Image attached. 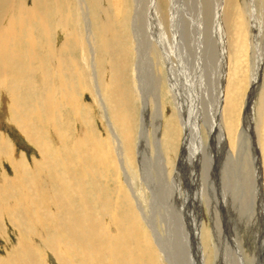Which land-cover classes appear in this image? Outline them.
I'll use <instances>...</instances> for the list:
<instances>
[{
    "label": "bare ground",
    "instance_id": "1",
    "mask_svg": "<svg viewBox=\"0 0 264 264\" xmlns=\"http://www.w3.org/2000/svg\"><path fill=\"white\" fill-rule=\"evenodd\" d=\"M25 1L26 0H0V98L3 103V112L1 111L0 113V123H6L8 120L6 117L7 114H5V109L7 108L9 97L14 96V100L18 95L22 94V91L25 90V88L28 89V78L34 77L33 79H35L37 76L40 78L38 80H42V83L45 84L44 82L46 80L50 83L52 76L53 80L57 78V81L55 82V85H52L53 88H51L50 85L49 90L51 91H47V103L50 102L51 92L52 94L54 92V95H56V93L59 94L60 99H64L65 102L69 96V98L72 99V102L76 103L75 99L78 98L75 96L77 92H75L74 88L77 87L78 92L82 93V91L85 90L84 88H87L88 86L89 91H91L92 94V106L96 113L95 116L99 123H101V126L104 127L105 125L104 128H106L104 135L101 133L97 134L95 127H93L90 122L88 124L89 118L91 120V114L89 117V112L88 110H85L86 108L80 109L77 107L79 112H76L75 120L77 119V121H79L80 127L77 130L72 131L73 135H70V140H72L73 138L71 137H74L75 134L72 148V156L74 158V160H72L75 162V166L72 165L70 170L71 173L66 172L69 180L67 183L70 182V186H67L68 184L65 182L66 179L63 181H61V179L59 180L61 184L59 192L60 195L62 194L61 202L69 204L62 208L56 204L57 201L54 202L53 206H55V212H58L59 215L55 216L54 214L56 213H54L53 216L56 217L55 222L58 224L73 225L74 227H72V229L75 230L73 232H68L66 227H62L64 229L61 232L58 230V233L55 235H61V239L63 240L70 239L69 244L77 243L80 249L78 250L79 252L72 254L69 252L70 248L65 247V245L62 246V241L56 238V242L59 243L57 245V257L60 258V255H62L63 259L61 258V260L64 261H62V263L60 262V264H65V261L69 260L71 255L76 257V259L79 256L82 264H100V257H104L101 264H106V262L107 264H177L174 258L175 256L177 259L179 256L181 257L180 260L178 259L179 263H181L183 251L186 249L185 245H182V248L178 250L174 257L173 255L169 256L167 250L168 241L171 242L172 240L170 236L168 237L166 228L168 225L167 220L171 221L172 219L168 214V211L169 209L172 211V208L176 209L174 200L172 202L169 198L170 195H172L174 188L180 189V192L177 193L178 199H180L185 190H187V185H191V181H193V186H191V188H194L196 193L195 199L198 200L197 205L201 208V215L204 218L203 209L204 211L207 209L209 214H213L212 211L214 210L217 222L213 224L216 227L218 223L220 227V217L216 211L217 207L212 206L215 205V201H212V199L209 200L208 198L210 195L207 191V182H205L208 172H206L207 165L202 151H198V148H196V146L204 147V130L198 126L196 122L194 123L192 119L194 115L196 116V114L193 115L192 110L194 101H192V99H194L195 96L193 91H198L197 87L199 81L202 79V70L200 69V73L197 69L198 65L196 64V56L198 58L200 57L198 61L203 57L205 58L206 50L208 48V44L206 43L207 35L205 37L206 41L203 40L204 42L203 45H201V49L196 48L191 50L189 48L190 46L188 47L186 36L184 35L185 37H182L181 32L185 30L186 25L190 28L188 20L190 18L185 16L188 11L186 10V7L185 10L183 7L182 11L177 9V3L181 2L180 0H149L151 6L154 3L153 7L157 8L156 16L159 20L158 23H167L166 26L168 27H166L167 30L164 31L165 33L159 26H157V30L152 28L155 32L151 30V33H149L150 30H144L143 27L145 23H143L144 14L141 10V0H29L31 3L30 7L26 5ZM217 1L218 10L215 15L217 24H215L218 28L215 38L217 40L219 39V44L218 41H216L218 49L214 46V51L217 52L220 49L225 50L224 57L227 60L226 63L224 62L220 64V61L219 63L217 61V57L214 59L218 66L216 82L219 80L222 81L220 77H217V74L218 72H223V68V77L226 76V79L222 81L225 90H220V102L216 100L217 103L219 102L217 104V120L220 123L219 126L221 128V130H219L221 131L220 140L221 138H224L228 146L225 165L226 168L227 166L229 167V172L227 178L222 180V184L224 190L227 188L230 197L236 199V189H234L235 193L232 190L235 186L234 184L232 185L233 175H230L233 167L231 163L244 162V166L242 167L244 172L242 185L249 189L251 184V177L249 175L250 171L248 172V170H252V164H250L251 159H249L250 157L247 155L248 152H246L248 141L246 138L242 137L245 129L240 130V107L243 102L242 100L245 97V92L244 94L242 92L245 87H241V85L243 81H245L243 80L245 77L241 75L242 62H238V57L242 56V53L245 52L244 47L246 42L249 43V47L254 43V33H252L253 27H251L253 23L251 24L250 21L253 16L250 14V9L248 10L246 7L247 4H245L244 0ZM201 3H205L204 0ZM261 3L262 6L259 9L264 13V0H261ZM90 5H92V8ZM146 5L148 4L146 3ZM199 6H201V4ZM201 7L203 8V6ZM85 10L88 11L85 12ZM189 15L191 16V14ZM81 17L84 18L88 25L86 37L83 36L80 28L78 33L73 34L74 31L72 28H75L76 30V28L82 26ZM57 28L63 29L65 33L70 34L66 40L67 44L62 47L60 51L54 47L55 44L52 38ZM220 29L221 32H219ZM174 32L176 34L179 32L180 36L178 35V37H175ZM255 33L258 32L255 31ZM146 36H149L151 41H153L152 45L149 46L150 49L147 50L148 52H145V46L148 45L146 42ZM171 36L173 39H171ZM69 41L70 44L73 42L72 46L74 51V53L70 54H77L80 57L77 61L78 64H75L76 61L73 60L72 55L70 57L67 54L70 50L72 52V46L69 47ZM85 46L89 47V53H87L90 55L89 60L87 58ZM219 46L221 47L219 48ZM258 50L260 53V49ZM255 52L256 50L254 49L252 54L253 61L251 63L253 64V68H256V61L253 58ZM66 60L67 63H69V68H65L64 63ZM221 60L223 61V57H221ZM87 61H91L90 67L89 63H86ZM105 63H107V71L104 68ZM79 64L83 69L85 68L84 72L87 74L86 76L83 74L81 67L79 68L76 66ZM223 64H225L224 67ZM145 66L149 69V73L153 75L152 78L156 79V74L154 72L159 71L161 74V78L158 79L157 82H153V85L150 86L151 92L148 91V84L145 83ZM202 66L203 68L206 67H204V65ZM212 66L214 67V65ZM215 70L217 69L215 68ZM255 70L253 76H255ZM128 73L131 75V78H134L136 81L134 93L135 96H137L136 107L139 108V104H141V127L137 134L127 132L126 134L123 133L121 135V133L117 132L113 124L112 118H115V114L112 112L113 116L111 117L107 110V108L111 109V105L103 96L102 87L104 91L108 89L105 88L103 84L108 77H125ZM252 73L253 72H251V74ZM213 74L215 73L213 72ZM38 80L35 79V81ZM35 81H33V83ZM56 83H59V85L56 86ZM245 84L246 82L244 85ZM246 85H250V79L247 80ZM251 85L253 86V84ZM219 87H221L220 84ZM79 88H83L84 90L80 91ZM70 92L71 94H69ZM124 93L121 95L122 105L125 109L123 112L126 113L123 116L126 119H129L128 116L130 117L132 113L130 99L133 100V98L126 88ZM54 95L53 97L55 98L56 96ZM78 95H80V93ZM59 102L60 101H58V105H50L51 108H53L52 106H57L58 108L60 104L62 105L64 103ZM263 102L264 95L262 96V94H259L252 105L256 112L255 137L257 142L255 143V150L257 149V151L259 150L261 152V159L256 162L258 166V172L256 171V174H259L258 185L262 190L261 193L259 191L260 196L264 195ZM11 107L13 108V105H11ZM165 107H168L173 112V115L170 111L171 115L169 117L165 116ZM20 110H22V108ZM13 117L14 114L9 116L11 121H8L13 123L14 126L18 127L20 130L21 127L19 126L21 124L18 125L16 121L17 119ZM81 117L87 124L85 126L86 128L83 127V123L80 120ZM152 117L154 118L153 120H158L155 128L156 130H149L152 127L148 128L147 126V118L149 119ZM25 131L27 132L26 129ZM29 133L33 132L30 131ZM157 134H160L159 138L156 136ZM31 135L28 134V139L32 137ZM60 137V141L66 147L67 142L65 136L61 135ZM80 137L82 139L81 141L79 140ZM177 141L178 143H176ZM69 145L72 146L71 141L69 142ZM146 147H148L146 151L148 154L145 155L143 153ZM152 150H154V152H152ZM67 151L70 152L71 150L69 151L67 148ZM178 151H180V153H178ZM154 156H156V170L151 166ZM245 156H247L248 163L244 161ZM72 160L71 157L69 161H66V159L65 161L63 160V167L66 168L67 163ZM137 161L139 166L135 164ZM42 162H45V159H43ZM69 168L70 167H68V170ZM157 174L161 178L158 179L156 176ZM102 176L104 179L103 186L102 180L100 179ZM185 178L186 181L184 180ZM82 181H85L86 183L87 181L91 182L90 185L88 184V186L91 187L90 191H99V197H97V194L90 192L93 197V200L91 201L92 204L86 201V191L88 190L83 189L84 185L81 184ZM153 181L158 185L157 187L160 188V201L162 205H166V209L155 208L150 204L151 200L154 199L151 189L155 188V186L150 187V189L148 184L153 186ZM227 181H229L230 184H228ZM72 188L76 193H72ZM75 194L76 197L72 202L71 200ZM161 195H163L162 198ZM51 198L52 197H50V199ZM84 199L85 201H83ZM52 200H54V198H52ZM76 200L78 207L76 208L75 206L71 209V205L75 204ZM78 203H80L81 206ZM234 208H237L236 205H234ZM47 210L48 209H46V211ZM40 211H43V209ZM78 212L83 213L80 214ZM259 213L263 212L259 210ZM157 215L161 217V220L156 218ZM44 220L46 221L45 218ZM164 221L166 222L165 224ZM197 224L198 222L195 224L194 221V230L196 232L198 230ZM89 226H93L92 228H94V226L96 228L97 226H101L103 227V232L100 233L98 228L96 230L95 228H90L91 230L89 229V232L83 231L84 227L87 229ZM79 227H81L82 231H80ZM215 227L213 226L214 230H216ZM199 231H201V237L198 238V243L196 240L194 243L198 246V251L195 247L198 256H200L205 249L206 243L209 239L212 238L213 240L215 235V232L208 231L205 226L201 228V230L199 229ZM260 239L257 243L262 242ZM199 246H202L203 249H199ZM88 247L89 249H86ZM90 247H92V249ZM220 247L218 248L215 245L214 250H216V258L214 259V264L218 263L217 259L220 258ZM251 253L249 259H252L253 261L254 253L252 251ZM118 258L119 260L117 261Z\"/></svg>",
    "mask_w": 264,
    "mask_h": 264
},
{
    "label": "rangeland",
    "instance_id": "2",
    "mask_svg": "<svg viewBox=\"0 0 264 264\" xmlns=\"http://www.w3.org/2000/svg\"><path fill=\"white\" fill-rule=\"evenodd\" d=\"M147 1L149 0H141V10H142V13L144 14L143 23H145L143 27L144 30L145 29L150 30L149 33H151V30L155 32V30H157L156 28H158L157 26H159L161 29H163V32L166 31L167 30L166 27H168L166 26L167 23L165 22L158 23L159 20L156 16L157 8L153 7L154 3L151 6V2L150 1L147 2ZM180 1L181 2L184 1V2L183 3L178 2L177 3L178 6H176L177 9H180V11H182V8L184 7V10H185V7H186V10L188 11L185 14V16L186 17L188 16L187 18H190L188 19L190 23V28L186 25L185 30L182 31L183 34L181 32L182 37L186 36V43L188 47L190 46L189 48L191 50H194L196 48L201 49L202 48L201 45H203V42L206 41L205 37L207 35L206 43L208 44V48L206 50L205 58L203 57L201 58L200 61H198L200 57L198 58L196 56V64L198 65L197 69L200 73H201L200 69L202 70V73H201L202 79L199 81V85L197 87L198 93L196 91H193V94L195 96H194V99H192V101L194 100L192 110H193V115L196 114V116L194 115L192 119L194 123L196 122L197 125L200 126L204 130L203 131L204 132L203 141H205L203 142L204 147L202 148L200 146L199 147L196 146V148H198V151H202L206 165H207L206 172L207 171L208 172H207L205 182H207V185H208V187L206 186L207 191L209 195L211 196V198L210 196L208 198L209 200L212 199V201H215V205H212V206L217 207L216 211L220 217V227L218 223L216 227L214 225L217 222L215 219L214 210L212 211V213L214 214L213 215L211 213L209 214V211H207V209L205 211L203 209L204 218L201 215V208L197 205L198 200L195 199L196 193L194 191V188L193 189L191 188V186H193V181H191V185L189 184L187 185V190H185L184 193L182 192L183 196L180 199H178V194H177L180 192V189L174 188L173 193L172 195H170L169 198H170V201L172 202L174 200L176 209L172 208V211L171 209H169L168 214L170 215V217H172L173 220L172 219L171 221L167 220L168 225L166 226L167 235L168 237L170 236V238H172L171 242L168 241V244H167L168 255L169 256L173 255L174 257V255L178 252V250L182 248V245H185L186 249H184L183 251V255H182L183 258L181 259V263H179V260L181 258L180 256L178 258L179 260L177 259L176 256L174 257L177 264H185V263L186 264H214L215 262L214 259L216 258V254H215L216 250L214 249L216 245V247L218 248L221 246L220 247L221 251L219 252L220 258L217 259L218 263H215V264H264V239H263L264 237V195L260 196V193L262 192V190L260 189L258 185L259 174H256L258 172L257 171L258 166L256 162L261 159V156H260L261 152L259 150L258 152L257 149L255 150L256 148L255 143L257 142V139L255 137L256 112H255V109H253L252 107L258 95L259 94H262V96L264 95V92H263L264 91V50H263L264 49V35H263L264 34V28H263L264 23H262L264 22V13L261 12V10L259 9L262 6V3H261V0H244L245 4H247L246 7L248 8V10L250 9L249 10L250 14L253 16L251 17L250 21H251V24L253 23L252 25H254V26L251 25V27H253L252 33H254L253 34L254 43L249 47V43L246 42V45L244 47L245 52L242 53V56L238 57L239 59L238 62L240 61L242 62L241 75L245 77L243 78V80L245 81H243L241 85V87L243 86L245 87L242 90L243 94L245 92V95H244L245 97L243 98L242 100L243 102L240 107V111H241L240 130L245 129L243 132L245 136L242 135V137L246 138L248 141V145H247L248 147H246V152H248L247 155L250 157L249 159H251L250 164H252L251 165L252 170H248V172L250 171L249 175L251 177L250 178L251 184H250L249 189H247L245 186L242 185L243 177H244V172L242 170V167L244 166V162L231 163L233 167L231 169L232 172L230 173V175H233L232 185L234 184L235 186V188L233 187L232 190L234 192V189H236L235 191L237 192L235 195L236 199L234 198L235 199L234 200L230 197V194H228L227 188L225 190L223 189L224 186L222 184V180L227 178V175L229 172V167L227 166L226 168V165H225L227 154H228V146L224 138H221L220 140L221 131L219 130H221V128L219 126L220 123L217 120L218 119L217 104L220 102L219 98L221 97L222 89L223 91L225 90L224 85H222V81L226 79V76L223 77V73H224L223 67L225 65L223 64V67H222L223 72L220 71L221 73L218 72L217 74V77L218 78L220 77L222 81L219 80L216 82V72L218 71V66L216 64V60L214 59L217 57V61L218 63L220 61V64L224 62L226 63L227 60L224 57L225 50L220 49L217 52L214 51L215 50L214 46L215 48L217 47L216 41L219 40L215 38L216 31L218 28L216 25L217 21L215 19V15L218 10L217 9L218 1L217 0H210V1L204 0L205 3H201L203 2V0L201 1L198 0V2L197 0H180ZM25 2L28 7L31 6V3L29 0H26ZM208 2H211V3H208ZM146 3L148 5H146ZM199 3L201 4V6H203V8L199 6L200 5ZM193 4L195 5V7ZM190 5H191V8H190ZM90 7L92 8V5H90ZM87 11L88 10H85V12ZM189 14H191V16ZM81 18L83 19V20L81 19L82 26L76 28V30L75 28H72L74 31L73 34H76L81 30L83 36L86 37L87 31H88V27H87L88 25H87V22L84 20V18L83 17ZM207 21L209 24L207 23ZM210 26L212 29L210 28ZM152 28H155V30ZM207 28L209 29V31ZM255 31L258 33H255ZM219 32H221V29L219 30ZM178 35L180 36L179 32L177 34L175 33V37H178ZM69 36L70 34L65 33L63 29L57 28L56 32L52 36L54 40V44H55L54 47L56 49H59L60 51V49L67 44L66 40L68 39ZM171 39H173L172 36H171ZM146 42L148 45L145 46L146 47L145 52H148L147 50L150 49L149 46L152 45L153 41H151V38L149 36H146ZM218 44H219V41H218ZM72 45H73V42L70 44V41H69V47H71ZM88 46H85L86 54L89 53ZM220 47L221 46H219V48ZM257 48L260 49V53ZM71 49H72V52L70 50V52L67 54L70 57L72 55L73 60L76 61L75 64L76 63L78 64L77 61L79 60L80 57L77 54H70V53H74L73 46L71 47ZM254 49L256 50V52L254 53L253 58L256 61V68H253L252 67L253 64H251L253 61L252 54L254 52ZM220 56L223 57V61L221 60ZM87 58L89 60L90 55L87 54ZM86 63L87 64L89 63V67H90L91 61L90 62L87 61ZM64 64H65V68L66 67L69 68V63H67V60ZM81 65L79 64L76 66L80 68ZM202 65H204V67L206 66L207 68L206 67L203 68ZM212 65H214V67ZM106 66H107V63H105V67H104L105 70L107 71ZM215 68L217 70H215ZM81 69L83 71V74H85L84 72L85 68L83 69L81 67ZM254 70H255V76H253ZM213 72L215 74H213ZM251 72L253 73L251 74ZM144 73L146 74L145 83L148 84L147 89L149 92H151L150 86L153 85V82H157L158 79L161 78L160 77L161 74L159 73V71L154 72L156 74V76L154 74V76L156 77V79H154L152 78L153 75L149 73V69H147V67L144 69ZM86 75L87 74H85V76ZM27 77H28V74H27ZM33 78L34 77L28 78V89L25 88V90L22 91V94L18 95L19 97L17 96V98H15L14 100H13L14 96L9 97V102H7V108L5 109V114H7L6 117L8 118V120L11 121L9 116L14 114L13 118L17 119L16 121L18 125L21 124L19 126L21 127V129L19 130L18 127L14 126V124L10 123V121L8 120L6 123L4 122H2L3 124L0 123V264H42V263L43 264H60V262L62 263L63 260H61L62 255H60L61 257L59 256L60 258L57 257L58 255L57 245L59 243L56 242V238L62 241L61 242L62 246L65 245V247H69L70 251L69 250L68 251L71 252L72 254L75 252H79L78 250L80 248L78 247L77 243L75 244L71 243L72 245L71 246L69 244L70 239L63 240L61 239V235L57 234L59 237L55 235L56 233H58L57 232L58 230L61 232L64 229L62 227H66L68 232L69 231L73 232L75 230L72 229V227H74L73 225H64V224H58L57 222H55L56 220L55 216L56 215L58 216L59 214L58 212H55L56 209H55V206H53V203L56 201H57L56 204L58 206H61L62 208L69 204V203L61 202L62 194L60 195V192H59L60 187H61L59 180L61 179V181H63L66 179L65 182L67 183L69 181L67 173L70 172L72 165L75 166V162L73 161L74 158L72 156L73 154L72 148L74 144L75 134H74V137H71L73 138L72 140H70V135L71 134L73 135L72 131L77 130L80 127L79 121H77V119L75 120V115H76V112L78 111L77 107L80 109L86 108L85 110H88L89 117L91 114L92 121L89 118L88 124L90 122V124L93 125V127H95L97 134L101 133L104 135L106 132L105 130L106 128H104L105 125L104 127H102L101 123H99L98 119L95 116L96 113L94 112V109L92 106V102H93L92 96H91L92 94H91V91H89L88 86L87 88H84L85 90L83 88H79L80 91L84 90L82 91V93L78 92L77 87L74 88L75 92H77L75 96L78 98V99H75L76 103H73L72 99H70L69 96L66 99V102H67L66 103L64 99H62L63 101L60 99L59 94L56 93V95H54V92L53 94L52 92L50 93V100H49L50 102L47 103V91H51L49 90L50 85H51V88H53L52 85H55L57 78L53 80V77L51 76L50 83L47 82V80L46 81L44 80L45 84L42 83L43 82L42 80L41 81L38 80L40 79L39 77L36 76L35 78L38 81H35V79ZM246 78L247 80L250 79L249 86L246 85L247 84ZM33 81L35 82L33 83ZM245 82L246 84L244 85ZM103 84L105 88H108V89L104 91L102 87V94L105 97V99L110 102L111 109L107 108V110L110 113L111 117L113 116V113L115 114V118H112V120H113V124L117 132L121 133V135L123 133L126 134L127 132H130L132 134H137V132L139 131L141 127L140 126V120H141L140 114L142 113V111H141V104H139L140 106L139 108L136 107L137 106V96H135V93H134L135 88H136L135 79L131 78V75L128 73L125 77H117V78L108 77V79H106ZM219 84L221 87H219ZM251 84H253V86ZM57 85H59V83L58 84L56 83V86ZM125 88L127 89L128 93L133 98V100L130 99L132 113L130 117L127 115L129 119H126L123 116L126 113L123 112L125 109L121 101V95L122 93H124ZM43 89L44 90L46 89L44 93H43L44 91ZM79 93L80 95H78ZM69 94H71V92ZM53 95L56 97L54 98ZM78 96H80L81 98ZM223 98H224V95H223ZM216 100H218L219 102L217 103ZM58 101H60L59 103H63V102L64 103L62 105L60 104L58 108L57 106H52L53 108H51L50 105H54V104L58 105ZM11 105H13V108L11 107ZM2 107H3V103L0 98V113L3 110ZM21 108L22 110H20ZM164 110L166 112L165 116L169 117L172 111L168 107H165ZM108 112L106 111V113L109 115ZM172 115H173V112H172ZM153 119L154 118L152 117L149 119L147 118L148 121L146 120L148 122L147 123L148 128L152 127L149 130H153V129L156 130L155 128L157 126L158 120H153ZM80 120L83 123V127L86 128L85 126L87 124L84 122L82 117L80 118ZM25 129L27 130V132L25 131ZM30 131L33 133H29ZM28 134L30 135L32 134L31 135L32 137L29 139H28ZM57 134L59 137L57 136ZM61 135L65 136L66 138V142H67V143L65 142L67 145L66 147L60 141ZM156 136L159 138L160 134H157ZM54 139L57 141H55ZM79 140L80 141L82 140L81 137ZM70 141H71L72 146L69 145ZM176 143H178V141ZM67 148L69 151L71 150L70 152L72 153L68 152ZM147 148L148 147L144 149L143 154L145 155L148 154L146 152ZM65 149L67 152L65 151ZM152 152H154V150H152ZM178 153H180V151H178ZM66 154H67V157H66ZM145 155H144V159H145ZM70 157H71V160L73 159L72 161L69 162L71 164L67 163V167L64 168L63 162L65 161V159L66 161H69ZM154 157H153V162L151 163V166L152 168H154V170H156V166H155L156 156ZM43 159H45V162H42ZM244 161L245 162L248 161L247 156L244 157ZM135 164L139 166L138 161ZM177 164H178V161H177ZM68 167H70L69 170H68ZM156 176L158 179L161 178L159 177L158 174ZM100 179L102 180V186H103L104 184L103 176ZM253 179L254 180L256 179V180L254 181ZM184 180L186 181V178ZM84 182L85 181H82L81 183L82 185H84L83 189L88 190L86 191L87 199L86 198L85 199L86 201H88V203L92 204L91 201L93 200V197L90 192H93L98 195L99 191L97 192L90 191L91 187L88 186V184L90 185L91 182L89 181H87V183L86 182L84 183ZM227 182L228 184H230L229 181ZM67 184H68L67 186H70V182ZM8 185H9V188H8ZM148 186L149 188L155 186V188L153 189L150 188L154 196V199L151 200L150 204L154 206L155 208L158 207V208L166 209V205L163 204L164 205L163 206L161 204V201H160L161 199L159 195L160 188L157 187L158 185H156L155 182L153 181V186L151 184L150 185L148 184ZM71 191L73 194L76 193L74 189ZM218 193L220 197L218 196ZM162 196L163 195H161V198ZM50 197L54 198V200H52V198L50 199ZM75 197H76V194L73 196L71 200L72 202L74 201ZM97 197H99V195ZM85 199L83 201H85ZM78 204L80 205V203ZM234 205H236L237 207L236 209L238 210V212L234 208ZM71 206H70L71 209L75 206L77 208L78 207L77 200L75 201V204H72ZM41 209H43V211H40ZM46 209L48 210L46 211ZM259 210L263 213H259ZM228 211H229V215H228ZM53 214L55 216H53ZM258 214H261V215H258ZM44 218L46 219L47 222L44 220ZM156 218H158V220H161V217L159 215H157ZM48 219L49 221L50 220L52 221L49 222ZM194 221H195V224L196 222H198L197 232L194 230ZM165 223L166 222L164 221V224ZM204 226L208 229V231L210 230L212 232H215V235H214L213 240L210 237L211 239H209L208 241L209 243L208 242L206 243L205 249L202 251L200 256H198V252H197L198 246L195 245L194 243H195V240L198 243V238L201 237L200 235L201 231H199V229L201 230V228H203ZM213 226L216 228V230H214ZM92 227L89 226V228L87 229H85L84 227L83 231L89 232L90 228L91 229L95 228V230L98 228L100 230V233L103 232V229H102L103 227L101 226H97V228L95 226L94 228ZM79 229L80 231H82L81 227H79ZM168 229L170 230V232ZM256 235L258 238L256 237ZM260 238L263 240H261ZM259 239L260 241H262L261 243H257L259 242ZM195 247L197 248V251ZM90 248L92 249V247ZM201 248L202 246H199V249ZM86 249H89V247ZM251 251L254 253L253 261L252 259L251 260L249 259V257L252 254ZM70 257H71L70 259L72 260L69 259L65 261V264H78V263L82 264V262L79 259V256L77 257V259L76 257L72 255ZM99 259H100V264H101L103 262L104 257L103 258L100 257ZM118 260L119 258L117 259V261Z\"/></svg>",
    "mask_w": 264,
    "mask_h": 264
},
{
    "label": "water",
    "instance_id": "3",
    "mask_svg": "<svg viewBox=\"0 0 264 264\" xmlns=\"http://www.w3.org/2000/svg\"><path fill=\"white\" fill-rule=\"evenodd\" d=\"M218 196H219V193H218ZM220 197V196H219Z\"/></svg>",
    "mask_w": 264,
    "mask_h": 264
}]
</instances>
